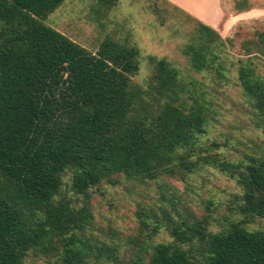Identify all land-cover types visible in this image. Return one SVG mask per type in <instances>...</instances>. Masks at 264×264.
Wrapping results in <instances>:
<instances>
[{
  "label": "trees",
  "instance_id": "obj_1",
  "mask_svg": "<svg viewBox=\"0 0 264 264\" xmlns=\"http://www.w3.org/2000/svg\"><path fill=\"white\" fill-rule=\"evenodd\" d=\"M65 0H0V264L30 256L56 264H264V156L232 161L208 132L212 101L165 58L105 39L91 53L44 24ZM104 11L120 0H93ZM245 2V1H244ZM238 13L243 12L236 1ZM182 49L196 73L226 78L217 33L196 23ZM218 42V43H216ZM264 32L240 44L236 81L256 126L264 125ZM211 168L239 192L224 203L189 194ZM168 180L182 183L181 194ZM154 183L138 205L135 233L111 243L96 234L95 195ZM164 233L167 241L156 242ZM115 239L119 241H115ZM123 249V252L121 250ZM123 253V254H122Z\"/></svg>",
  "mask_w": 264,
  "mask_h": 264
},
{
  "label": "rangeland",
  "instance_id": "obj_2",
  "mask_svg": "<svg viewBox=\"0 0 264 264\" xmlns=\"http://www.w3.org/2000/svg\"><path fill=\"white\" fill-rule=\"evenodd\" d=\"M233 1L236 3L237 0H223L231 5ZM239 1L244 11L240 13L238 22L226 34L216 32L223 41L221 55L230 68L223 79L217 78L213 72L196 73L190 67L182 49L198 42L195 38L196 23L159 0H120L110 11L99 8L93 0H65L44 24L91 53H95L107 38L138 48L140 71L132 78L138 84H143L150 75L146 56L167 59L179 69L184 82H199L206 98L212 101L208 132L202 140L220 143L221 151L232 161H245L249 156H264V125L256 126L257 121L241 95L235 63L239 58L241 42L251 38L254 31L264 32V0ZM258 71L264 76L263 63H258ZM168 183L175 186L180 194L183 193L182 183L172 180ZM237 192L239 189L234 181L207 168L193 176L189 200L194 212L200 215L202 200L224 204L231 194ZM157 198L159 194L154 183L133 185L127 182L114 188L107 187L103 195H95L92 201L98 229L96 234L110 244L112 237L107 231L118 230L120 241H123L135 233L138 205H150ZM263 226L259 221L250 229ZM167 240L168 236L164 233L155 238L156 242ZM27 264L56 262L42 256H30Z\"/></svg>",
  "mask_w": 264,
  "mask_h": 264
},
{
  "label": "crops",
  "instance_id": "obj_3",
  "mask_svg": "<svg viewBox=\"0 0 264 264\" xmlns=\"http://www.w3.org/2000/svg\"><path fill=\"white\" fill-rule=\"evenodd\" d=\"M159 1L181 11L193 22L209 27L220 34L228 33L238 22L239 15H241L238 13L234 1L232 5L224 3L223 0Z\"/></svg>",
  "mask_w": 264,
  "mask_h": 264
}]
</instances>
